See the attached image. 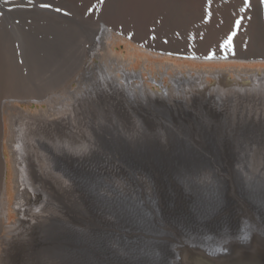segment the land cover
Returning <instances> with one entry per match:
<instances>
[{"label":"rangeland","instance_id":"1","mask_svg":"<svg viewBox=\"0 0 264 264\" xmlns=\"http://www.w3.org/2000/svg\"><path fill=\"white\" fill-rule=\"evenodd\" d=\"M150 1L153 6L158 7V10L147 17L148 23L145 22L143 16L133 17L135 25L150 32L145 36V40L137 38L134 33L125 35L115 32L103 23L108 15L127 14L124 11L129 10L131 6L139 7L138 0H32L31 4L28 0H13L12 3L0 0V99L14 93L27 95L33 92L36 94L48 92L50 94L44 101L24 98L17 101L10 99L1 103V111H5L6 134H10V116L18 112L29 115L43 114L47 115L46 117L50 120L60 117L57 110L62 108L63 103H66L64 100L68 93H73L78 88L79 82L84 81L82 78L88 72V77L94 80L95 76L90 71V64L96 67L95 62H99L98 55L105 54L94 49L103 34L105 52L120 56L123 60H130L129 66L126 64L124 74L130 78L135 76V78L132 77L134 81L130 80L126 83L122 72L118 71L116 75H120V80L117 81L114 76L115 80L111 79L113 77H108L107 68L103 66L101 74L86 90V93L92 95L97 105L96 109L91 115H87L80 129L75 130L63 126L55 129L47 128L38 133V140L51 145L52 149L48 147L46 149L54 152L55 159H60L61 165H65L62 167L56 160L49 161L52 163L49 165L50 173L53 175L49 178L52 185L55 180L59 182V175H56L59 172L55 173V169L61 168L62 171L64 168L67 169H64L65 171H69L70 167L74 169V164L79 159V165H84L85 170L89 171L84 181L91 195L96 196L94 186L97 181L93 179L91 182V180L97 175L94 174L95 172L102 171L101 174L112 172L113 161L105 157L110 155V149L114 151L118 159H122L123 163H128L127 160L135 161L136 168H142L146 175L153 176L154 181L156 179L157 186H161L160 180L163 182L164 179H172L169 172L170 167L177 164L178 154L183 151L193 155L189 161L191 171L200 173L215 166L212 160H220L224 155H229L232 150L243 151L254 145L264 148V103L246 99L238 100L233 103L235 105L222 107L215 106L209 99L194 101L192 99L190 103L185 104L182 98L169 99L167 92L168 87L172 85L171 75L195 76L196 71L206 72L207 82L204 86L207 88L214 83L210 75L212 72L223 71L224 74L225 72L230 74V79H234V71H263L264 3L261 0H250V4L245 0ZM41 4L51 5V8H41ZM2 6L8 10L6 17L2 16ZM57 8L61 11H56ZM127 15L133 16V13ZM92 49H94L91 53L93 58H90ZM210 56L213 58H209ZM160 72H165V75L161 77ZM140 82L147 86L149 99L134 89L132 83ZM82 83L85 86V82ZM202 89V86L199 87V90ZM177 94L184 96V93L179 90ZM81 141H84V145H87L89 149L82 148L81 151L80 145L83 144ZM6 147L10 166L13 167L11 151L7 144ZM84 162L87 163L84 164ZM137 164L143 166L139 167ZM65 171L67 176L68 172ZM11 172L10 183L13 189L15 178L13 169ZM166 172L170 174V177ZM155 174L162 175L157 177ZM72 179L77 181L75 177ZM244 181L247 182L245 179ZM60 184L57 187L59 189L61 186L64 187V184ZM50 185L46 186L47 199H45L46 202L44 201L46 204L42 206V213L39 212L41 219L38 223L35 222L37 229L26 230L15 236L11 233L19 227L18 220L24 214L22 211L14 212L17 192L12 190L11 219L3 220L0 224V264H101L99 250L102 251L101 254L106 251L102 245H99L102 241L98 239L95 230L98 223L78 203L76 197L73 198L74 194H69L70 197L69 195L61 197L56 187ZM29 192L36 200L32 195L33 191ZM40 196L42 192H36V197ZM224 196L227 200L226 194ZM164 201L165 198H161L159 208L165 213L160 214L162 215V220L160 219L162 224H160L167 231L170 229L171 232L169 231L162 240L171 254H168V257L166 255L165 258L161 255V250H145L148 259H151L148 261L155 260L160 264H173L172 261H177L174 264H205L200 256L203 253H208L206 255L210 256L213 250L206 249L203 240H209L206 241L207 244L210 242L209 247L213 242L224 244L226 239L238 235L239 230L242 231L241 240L235 242L239 243L238 245H234L235 240L229 242L231 243L229 252L236 250L235 246H238L237 249L243 248V238L246 237L247 240L252 241V237L257 235V239L259 238L262 242L256 245L253 241L256 245H253V249L263 251V253L260 254L258 262L254 264H264V227H261L264 226V220L260 213L252 208L256 206L257 210L263 211L259 204L249 206V203L242 199V203L241 201L237 203H240L236 208L238 218L232 214L234 223L226 220L224 223L221 219L219 224L214 222L208 226L206 221L207 224H203V221H198L200 224H197L195 221L191 227L187 224L189 222L182 221L181 218H178L179 221L172 216L171 211L175 204L167 207V204L164 206ZM34 205L39 206L40 204ZM34 205L32 204L31 207L34 208ZM26 207L20 210L26 211ZM73 208L77 210L74 212ZM36 211L37 209L34 210ZM167 216L169 221L166 220ZM88 217L91 219H87ZM25 220L30 221L31 218L25 217ZM175 220H178L180 224ZM236 220L241 224L236 225ZM246 220L249 224L246 226L243 224V226L242 221ZM92 221L93 223L90 224L89 222ZM167 222H170L172 226ZM201 224L204 225L203 235ZM256 224L261 228L258 229ZM7 226L10 228H6ZM188 229H190L189 232ZM224 231L227 235L223 234ZM107 238L111 243L116 241L115 238ZM120 239L117 241L119 244L132 242V240H126L127 238ZM199 241H202L201 244ZM240 244H242L241 247ZM98 246H100L99 249ZM187 249L188 251L194 249V251L186 254ZM135 250H137L136 246L127 245L123 250L114 253L125 258L127 253L131 256ZM173 252L175 255L172 254ZM137 254L139 257L135 264L142 259L141 255L143 256L144 253ZM145 254L143 257H147ZM251 256L250 251L243 255L245 264L249 262V259L252 261L249 258ZM192 257L193 260H190ZM232 264H237L236 257L233 258Z\"/></svg>","mask_w":264,"mask_h":264},{"label":"bare ground","instance_id":"2","mask_svg":"<svg viewBox=\"0 0 264 264\" xmlns=\"http://www.w3.org/2000/svg\"><path fill=\"white\" fill-rule=\"evenodd\" d=\"M138 2L140 3L139 7L131 6L129 10L124 11L127 14L133 13V16H128L127 14H117L116 13V14L106 16L105 19L103 20V23L107 25L109 28H111L113 31L118 32L120 34L129 35L130 33H134V35L137 38L145 39V36L148 35L150 32L145 30L141 26L135 25V21L133 17L135 15L143 16L145 19V22L148 23L147 17L150 16L154 11L158 10V7L153 6L150 0H138ZM2 10H3L2 16L6 17L8 10L4 6H2ZM97 32L98 31H96V33ZM103 39H104V34L102 35L101 40L96 44V47L94 49L98 51H102L105 54L98 55L99 62L97 63L95 62L96 67L90 64V68H91L90 71L92 75L95 76L94 80L96 79V77H98L99 74H101L102 67L104 66L107 68L108 77L111 78L114 76L116 80L118 81L120 80V75L118 74L119 76L118 77L116 73H119L118 71H121L126 83L129 82L130 80L134 81L135 76H131L130 78L128 75L124 74V71H126L125 70L126 64H128L130 60L129 61L123 60L120 56L105 52L104 45H103L104 44ZM94 49L90 51V58H93L91 53H93ZM231 59H238V58H231ZM92 61H94V59H92ZM127 66H129V64ZM165 72L159 73L161 77L165 75ZM233 73L235 74L234 79H230L229 78L230 74L226 72L224 74L223 71H217L214 73L213 72L210 73V75L214 79V83L211 84L207 88L204 86V83L206 84L207 82L206 76H205L206 72L196 71L195 76H184V75L180 76L178 74L175 76L171 75L170 82L172 85L168 87V90H167L169 99H172L175 97L180 98V99L182 98L185 100V104L190 103L192 99L193 101L196 99H209L211 103H213L215 106L220 105L222 107L227 106V105L232 106V105H235L233 103L238 102V100H246V99H253V101L264 103V70L263 71L256 70L255 72L250 71V70H240V71H234ZM88 74L82 78L84 79V81L79 82L78 88H76L73 93H70V94L68 93V96L65 97L64 101L66 103L65 104L63 103L62 106L60 105L62 108L57 110L58 113L56 112L58 115H60L58 119L50 120L49 117H46L47 115L46 116L43 114L29 115L28 113L25 114L24 112H18L17 114L10 116L11 117L9 119L10 120L9 121L10 134H6L7 124H6V119H5V111L4 110L3 112L1 111V103H3L6 100H10V99L17 101V100H23L24 98L34 99L37 101H44L50 94L48 92H41L39 94H36L35 92H33L32 94L27 93V95L26 94L18 95L17 93H14L9 96H4L0 99V224L2 223L3 220L9 221L11 219V208L12 207L10 204L12 203V199H13L12 190L14 189V191L17 192L16 193L17 196L15 197L16 198L15 208L13 207L14 212L19 213L22 211V213L24 214V216H22L18 220L19 227L18 228L16 227L14 231L11 233L14 236L19 233H23L26 230L32 231L36 228L37 226L36 224L39 222V219H41V215L39 214V212L42 213V206H44L43 204H46L44 203L45 199H47L46 198V195H47L46 186L50 184L52 185V182L49 181V178L52 175L50 173L49 165L50 164L52 165V163H49V161H53V160L55 161L56 156L53 154L54 152L53 153L49 152L51 145L49 146L45 142L38 140L39 139L38 133L47 128L55 129V128H60L63 126L69 127L75 130L80 129L82 123L86 121L87 115L89 114L91 115V113H93L96 109L97 105L94 103L92 99V95L86 93L87 88H89V86H91L92 82L94 81L93 79L88 77ZM114 77L111 79H114ZM127 78H128V81H127ZM82 82H85V86H84V83ZM132 85L134 89H136V91L138 90L140 93H143L142 94L143 97L148 98L147 97L148 90L145 84L143 85L142 82H140L137 84L132 83ZM201 86L203 89L199 90V87ZM178 90L184 93V96H182L181 94H177ZM84 141H81V142L83 143ZM6 144L8 145V148L11 151V155L13 157V160H12L13 167L10 166L11 163L9 162L8 157H7ZM15 144H17V146H15ZM84 144L85 143L80 145L81 147L80 150L82 148H88V146ZM46 147H48L49 149H46ZM103 152H107V151H103ZM109 152H110V155H106L105 157L110 158L113 161L112 168H111L112 172H107L103 174H101L102 171L95 172L94 174H97V175L92 177V180H91V182H93V179L97 181L94 186L96 190V196L91 195L87 187V184L84 181V177L89 173V171L85 170V168L83 167L84 165L83 166H80L81 164L79 165V159L74 164L75 166L73 167L74 169H72V167H70L71 170L68 169L69 171H65L67 170L66 168H64L65 170L63 169V171L61 170V168L55 169V173L59 172L58 174H56V175H59V182L53 179L55 180V183L53 181V185H52L53 187L54 186L56 187V191H58L61 197L62 196L68 197L69 194H74L75 196L73 198L75 199L76 197V199L79 201L78 203H80V205L84 207L90 215L93 216V218L95 219V222L98 223L97 225L94 223L96 227L95 226L93 227L96 228L95 230L99 237L98 239L102 241L99 245H102L104 248V251H106L104 252V254H101L102 251L99 250L100 252L99 254L101 255V257L100 256L99 257L102 259V263L104 262V264H135V261L139 257V254L137 253L145 254V250H149V251L156 250V249H158L159 251L161 250L162 252L160 251V253L164 257L166 255L168 257V254H171L169 253V251H167V246H164L165 242L164 240H162L164 236L168 234L169 231L171 232V230L169 229V231H167L161 226L162 215L160 214L164 212L163 209H162L163 212H161V209L159 208V205L161 204V198L163 199L165 198L164 206H166L167 204V207H169V205L175 204L173 205L174 209L173 210L171 209L172 211L170 210L172 213V216H175L176 219L181 218L182 221L189 222L187 224L188 225L190 224L191 227H192V224L194 225L195 221H197L196 222L197 224H200L198 223V221L199 222L203 221V224L206 221L208 222V224L207 223L205 224H207L208 226L214 224V222L215 223L218 222L217 224H219L221 222L220 221L221 219L224 223H225V220L227 222L234 223V218L232 214H234L235 218L236 217L238 218L239 214L236 212V208L240 203L239 204L237 203L240 201L242 203L243 202L242 199L245 202H248L249 206L250 204L252 206H254V204H259V206L262 208L263 211L257 210L256 206L252 208H255L256 211L260 213L262 219L264 220V198H263V195H264V148L254 145V146L246 148L243 151H239V149L232 150L229 155H224L222 159L212 160L215 166L205 169L200 173L191 171L189 161H191V158H193V155L183 151L182 153L178 154L179 160L177 159L178 160L177 164L174 166H171L170 170L167 168L169 172L171 173L172 179L171 178L164 179V180L162 179L163 182L160 180V182L162 183V184L160 183L161 186L160 185L157 186L156 185L157 183L155 182L156 179L154 181L153 176L146 175V173L142 171V168H136L135 161L133 162V161L127 160L128 163H123L121 158L118 159L116 157V155L114 154V151L110 149ZM194 153L199 154L197 152H194ZM194 159H195V156H194ZM59 160L57 158L56 160L58 161L57 163H59L60 166L64 167L65 165L63 163H62L63 165H61V162ZM85 163L87 162H84V164ZM145 165L147 166V164ZM137 166H139V164H137ZM140 166H143V165L141 164ZM11 169H13L14 177H15L13 179V184H14L13 189L10 183V177L12 175ZM51 169H53L52 166H51ZM144 169L146 170V168ZM64 171L68 172L67 176L65 175ZM51 172L53 171L51 170ZM152 173H154V171ZM160 176H157V177H160ZM72 177H75L77 181H74ZM243 177L245 180H247L246 183ZM60 183L64 184V187L61 186V188L59 189L57 187L61 185ZM22 188L24 189L22 190ZM29 191H33L32 195L36 198V200L31 197V193ZM36 192H40V193L42 192V196L36 197ZM225 194L227 196V200H225V196H224ZM57 200H59V198H57ZM37 203L40 205L39 206L36 205L37 206L36 207L34 204H37ZM32 204L35 206L34 208L31 207ZM73 205H75L74 202H73ZM25 206H27L26 211L20 210V208L22 207L24 208ZM35 209H37L36 212H34ZM69 209H65V210L68 211ZM82 209L83 208H81V210ZM77 215L79 217V214ZM25 217H30L31 220L26 221ZM78 217L76 219H78ZM87 219H91V218L88 217ZM246 219H249V218H246ZM166 220L169 221L168 216ZM178 220H175V221L178 222ZM93 221L89 223L91 224L93 223ZM170 222H167V223H170ZM247 222H248L247 220L242 221V225L245 224L246 226V224H249ZM232 223H231V226H232ZM235 224L237 225L241 223H238L236 220ZM170 225L172 226L171 223ZM165 226H168V225H165ZM203 226H202L201 234L203 232ZM256 226H255V229H256ZM250 227L254 228V226H250ZM261 227H264V226L262 225ZM261 227H258V229ZM6 228H10V226H7ZM189 231L190 229H188V232ZM254 231L257 232V230H254ZM175 233H176V230H175ZM208 233L210 234L209 230H208ZM217 233H220V232H217ZM224 233L225 231L223 232V234ZM237 233L238 235H234V237L230 239H226L224 244L213 242L210 245L211 247H209L208 245L210 244V242L208 244L206 242V241H209L208 239L203 240L204 244H206V249L211 248L213 250V253L210 254V256L206 255L208 253H203L202 255L203 257L200 256L202 261L205 264H218V263H222V264L231 263L232 264L233 258L236 257L237 264H245V258H243V255L247 253V251L248 253L250 251L252 256L249 258H251L252 261L249 259V262L247 264H254L255 262H258V258L260 254L263 253V251L253 249V245H254L253 241L256 242L255 243L256 245L262 242L261 240H259V238L257 239V235L256 236L254 235L255 237L253 236L252 239L250 238L252 241L247 240L248 238L246 237L243 238L242 239L243 240L242 244L244 245L243 248L237 249L238 246H235V247L233 246L234 248H236V250H234L233 252H229L231 248L230 247L231 243L229 242H231L232 240L233 241L235 240L234 241V245H235L236 244L235 242H238L239 240H241L242 231L238 230ZM244 234L246 233L244 232ZM158 235L161 237H159ZM107 237L115 238L116 241L113 240L114 242L111 243ZM31 238L33 237L31 236ZM120 238H123V239L127 238L126 240L129 239V241L132 240V242H130V244H127L128 242L126 244H119L117 243V241L121 240ZM156 242H158V244H155ZM222 242H224V240ZM242 244H240L239 246L241 247ZM127 245L136 246L137 250H135L131 254V256L127 253L126 254L127 256L125 258L121 256H117V254L115 255V253H117L115 251H119L121 249L123 250V248H125ZM199 246L200 245H198V247ZM99 247L100 246H98V249ZM200 250L203 251V249H200ZM192 251H194V249H191V250L189 249V251L186 254H189ZM231 253H234V254H231ZM172 254L175 255L174 252ZM143 256L141 255L142 259H140V261H137L136 264H160L159 261H155V260L148 261V260H151V259H148L149 258L148 255L147 257H143ZM155 257L156 256H154V258ZM209 258H212V259H209ZM167 260L168 259H166V261ZM190 260H193V257ZM172 262L176 263L177 261H172Z\"/></svg>","mask_w":264,"mask_h":264},{"label":"snow or ice","instance_id":"3","mask_svg":"<svg viewBox=\"0 0 264 264\" xmlns=\"http://www.w3.org/2000/svg\"><path fill=\"white\" fill-rule=\"evenodd\" d=\"M7 3H12L13 0H6ZM246 3L250 4V0H245ZM262 3H264V0H261ZM28 3L31 4L32 0H28ZM41 8H51V5H47V4H41L40 5ZM56 11H61V9L57 8L55 9ZM65 15H67V13H65ZM209 58H213L212 56H210Z\"/></svg>","mask_w":264,"mask_h":264}]
</instances>
